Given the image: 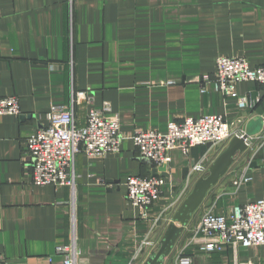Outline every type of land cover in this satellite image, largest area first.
Wrapping results in <instances>:
<instances>
[{
	"label": "crops",
	"instance_id": "0c3cea01",
	"mask_svg": "<svg viewBox=\"0 0 264 264\" xmlns=\"http://www.w3.org/2000/svg\"><path fill=\"white\" fill-rule=\"evenodd\" d=\"M219 55L264 66V0H0V96H17L21 109L20 116L0 115L3 262L62 264L55 248L68 241L72 214L78 264H126L135 239L149 231V221H141L138 207L126 200L125 182L130 175H153L154 167L129 138L117 153L77 154L73 190L32 183L26 139L47 124L50 105H68L73 90L87 89L95 107L111 104L127 136L135 129L165 132L169 121L204 114L222 115L233 131L249 134L250 147L207 192L165 264H175L180 252L193 264H264V246L205 253L193 240L206 210L228 214L264 197V85H237L245 107L225 98L213 83ZM86 110L75 107L79 126ZM225 145H195L187 156L171 150L166 170H157L165 177L164 192L149 215H162L149 232L156 246L132 264L155 252L178 204L202 175H189V165L207 154L208 166ZM245 170L250 180L236 190L232 181Z\"/></svg>",
	"mask_w": 264,
	"mask_h": 264
},
{
	"label": "built area",
	"instance_id": "2783aa9c",
	"mask_svg": "<svg viewBox=\"0 0 264 264\" xmlns=\"http://www.w3.org/2000/svg\"><path fill=\"white\" fill-rule=\"evenodd\" d=\"M215 65V90L225 98L234 99L240 107H245L248 102L237 91L239 83L256 82L264 85V66L252 68L244 56L219 55ZM203 79L207 81L208 75L204 74ZM93 102L94 96L90 90H73L68 105H50L47 109L44 114L47 124L26 139V157L30 162L34 185L68 186L73 190L77 177L74 172L77 154L84 153L87 157L95 158L117 153L127 138L132 141L143 160L155 169L164 167L166 170L173 148L180 149L187 156L192 146L205 143L221 145L234 136L242 137L244 134L233 131V123L226 121L222 115L204 114L197 118L186 116L181 122L169 121L165 132L135 129L127 136L121 132L120 121L112 113L111 104L103 101L101 106L95 107ZM82 104L87 110L85 123L79 126L74 111L76 106ZM0 115H21L17 96H0ZM252 139L250 136L245 139L247 147H250ZM207 160V154H204L199 161L192 162L188 167L189 175L193 172L204 174ZM249 180L250 176L245 170L232 181V185L238 190ZM164 185L165 177L159 173L149 176L130 175L125 182L127 202L138 207V218L141 221L150 223L147 234L135 239L134 251L126 264H132L138 255L156 246V241L149 238V232L158 224L162 215L158 214L153 219L149 215L153 204L162 197ZM198 222L195 233H199L200 237L195 235L193 240L200 244L202 252H221L227 246L233 249L264 246V197L236 205L228 214L219 215L208 209ZM69 223L68 241L57 246L55 253L61 256L62 264H78L81 251L74 214ZM176 257L175 264H193V257L188 254L180 252ZM0 264H6L1 256Z\"/></svg>",
	"mask_w": 264,
	"mask_h": 264
},
{
	"label": "water",
	"instance_id": "95a60500",
	"mask_svg": "<svg viewBox=\"0 0 264 264\" xmlns=\"http://www.w3.org/2000/svg\"><path fill=\"white\" fill-rule=\"evenodd\" d=\"M248 135L244 133L242 137H232L226 143L221 153L207 166L205 173L196 179L191 191L178 204V207L172 214L168 225L159 239L155 252L147 256L141 264H165L172 248L178 241V237L189 224V220L194 212L200 207L207 192L227 172L229 166L235 161L236 156L247 148L245 139ZM157 170L165 171L164 167L154 168V174H157Z\"/></svg>",
	"mask_w": 264,
	"mask_h": 264
}]
</instances>
